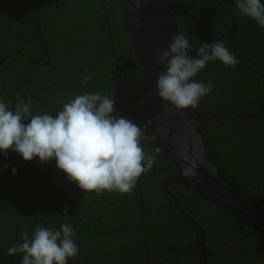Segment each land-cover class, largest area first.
Masks as SVG:
<instances>
[{"label": "trees", "instance_id": "16d2710c", "mask_svg": "<svg viewBox=\"0 0 264 264\" xmlns=\"http://www.w3.org/2000/svg\"><path fill=\"white\" fill-rule=\"evenodd\" d=\"M163 2L174 16L179 34L188 38L191 57L197 58L202 42L223 41L239 61L236 67H226L218 60L209 62L193 78L213 84L210 94L199 101V110L264 114V28L239 15L236 0ZM106 21L117 29L114 39L123 42L118 65L124 80L135 79L133 83L142 92L118 0H0V100L12 101L14 109L17 94L30 97L33 115L55 116L77 95L105 90L115 95L119 92L117 67L106 43ZM85 73L91 79L82 87ZM117 101L116 115L123 116L121 98ZM139 101L144 102L141 98L136 103ZM138 121L139 125L149 122L145 110ZM201 129L222 174L245 197L264 207V119L213 115L202 119ZM167 167L174 170L170 161L164 164L156 158L130 193L104 191L97 195L94 191L85 193L71 182L55 160L8 166L0 171V190L7 199V208H0V264H21L22 254L9 256L7 252L22 242V231L31 236L37 226L59 229L62 223L74 227L73 239L79 247L78 255L68 264H145V256L138 249L144 243V228L151 247L160 243L154 229L142 225L138 207L141 198L145 203L152 197L162 199V182L169 178L168 169L163 168ZM173 188L178 189L179 201L189 204L190 214L199 212L195 216L203 227L220 215L232 228L251 231L181 185L172 183L174 192ZM65 206L67 219L63 216ZM170 212L178 216L171 207ZM253 237L251 246L258 241V234L253 232Z\"/></svg>", "mask_w": 264, "mask_h": 264}, {"label": "clouds", "instance_id": "9594fccd", "mask_svg": "<svg viewBox=\"0 0 264 264\" xmlns=\"http://www.w3.org/2000/svg\"><path fill=\"white\" fill-rule=\"evenodd\" d=\"M135 2L139 7L140 0ZM236 10L264 28L262 0H236ZM191 47L188 38L178 33L167 45L168 50H161L160 54L161 64L167 63L166 71L158 74L157 95L176 109H195L210 94L211 82L193 79L209 62L218 60L226 67L239 63L223 41L202 42L197 58L189 55ZM90 79V74H83L81 86ZM114 96L108 90L77 95L64 103L55 116L33 115L30 97L17 94L14 109L12 101L0 100V153L7 157L11 150L29 162L36 157L41 163L55 160L56 167L85 193H130L138 178L151 169L155 156L145 152L140 127L114 115ZM7 169L4 165L0 171ZM16 172L12 168V174ZM67 213L65 206V219ZM75 236L70 223L60 224L59 229L37 226L31 236L27 230L22 231V242L10 246L7 254H22L21 264H68L79 253Z\"/></svg>", "mask_w": 264, "mask_h": 264}, {"label": "water", "instance_id": "95a60500", "mask_svg": "<svg viewBox=\"0 0 264 264\" xmlns=\"http://www.w3.org/2000/svg\"><path fill=\"white\" fill-rule=\"evenodd\" d=\"M118 2L135 54L141 97L149 120L140 128L142 137L152 138L158 153L169 160L176 171L163 190L174 200L184 219L198 227L203 264H206L205 230L181 209L176 196L168 191L170 183L180 184L240 226L256 232L258 249L264 237V207L245 197L222 174L205 142L201 124L203 118L213 115L264 119V114L200 111L198 107L176 109L162 100L157 95V80L158 74L166 71L167 62L161 64L160 54L161 50H168L167 45L179 33L176 20L163 0H140L139 7L135 0Z\"/></svg>", "mask_w": 264, "mask_h": 264}, {"label": "flooded vegetation", "instance_id": "af4514ba", "mask_svg": "<svg viewBox=\"0 0 264 264\" xmlns=\"http://www.w3.org/2000/svg\"><path fill=\"white\" fill-rule=\"evenodd\" d=\"M103 17L107 20L105 8H103ZM105 29L107 34L106 43L113 51L112 55L114 60L116 59L115 63L117 67L119 92H115V106L119 103L117 100L121 98L124 106L123 117L135 123L137 122V126L141 128L149 123L147 122L143 125H139L138 123V119L141 118L142 112L144 110L146 111L145 102L139 101L136 103V101L142 98V92L139 91L137 85L133 83L135 79L124 80V75L119 68L118 62L119 60H122V58L118 56V51L122 49L123 42H119L113 37V31H116L117 29L111 27L107 21ZM135 94L137 96H134ZM130 97L132 98L128 100ZM114 115H116V112ZM146 139H148L146 136L141 138V144L145 152L152 154L155 156V159L157 158L158 161L165 164L167 159L162 154L158 153V148L154 145L153 140L149 138L148 141ZM153 146L156 148H153ZM3 159L6 160L4 161ZM36 160H39V158L36 157V159H33L32 161ZM27 162L29 161L23 160V158L14 151L9 150L7 157L0 153V167H3L4 165L16 166ZM167 169L169 171V178L162 182V199L155 200L154 197H152L145 203L141 198V202L138 207L140 208L143 220L141 221L142 225L149 224L154 229L156 235L159 236V241H157V243H160V246H158V244H153L151 247L148 243L146 232L144 236V243H140L138 249L141 248V253L145 256V264H147V262H149V264H203V255L199 244L200 235L198 236V239L195 238L196 234L199 232L198 227L192 225V223H189L186 219H184L174 200H172L163 190L164 185L171 179L172 175L176 174V171L171 168H163L164 171ZM171 184L172 183L168 184V191L177 198L176 191H178V189L173 188V192L170 189ZM11 199L15 200L14 197ZM4 200L7 199L0 190V208L3 210L7 208ZM177 201L179 202L181 209L189 215V217H192L194 221L201 225L200 220L195 216V212L197 211H195L192 215L187 211V208L190 209L188 203L183 204L178 198ZM191 202L194 203L195 201ZM170 207L174 212L178 213V216L175 213L173 215L171 214ZM195 210L198 209L195 207ZM126 215L131 221L132 216L129 213ZM181 219L186 224L183 223ZM206 225L207 227H203L201 225L206 233V264H264L263 240L260 242L258 249H256L257 242L251 246L254 238L252 231L248 233L244 229V231L241 230L242 228L236 230L231 227L232 224L228 219L220 217V215L214 219H210ZM165 242L166 244H164ZM250 247L252 248V254L250 253ZM209 257L211 258L210 261Z\"/></svg>", "mask_w": 264, "mask_h": 264}, {"label": "bare ground", "instance_id": "6f19581e", "mask_svg": "<svg viewBox=\"0 0 264 264\" xmlns=\"http://www.w3.org/2000/svg\"><path fill=\"white\" fill-rule=\"evenodd\" d=\"M157 252V251H156ZM156 263V262H155Z\"/></svg>", "mask_w": 264, "mask_h": 264}]
</instances>
